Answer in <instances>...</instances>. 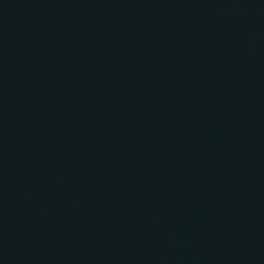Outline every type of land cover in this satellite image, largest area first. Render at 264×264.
Segmentation results:
<instances>
[{
  "label": "water",
  "instance_id": "obj_1",
  "mask_svg": "<svg viewBox=\"0 0 264 264\" xmlns=\"http://www.w3.org/2000/svg\"><path fill=\"white\" fill-rule=\"evenodd\" d=\"M0 264H264V0H0Z\"/></svg>",
  "mask_w": 264,
  "mask_h": 264
}]
</instances>
